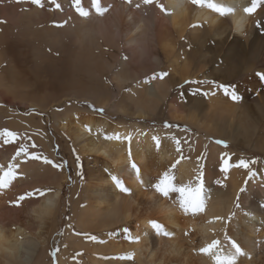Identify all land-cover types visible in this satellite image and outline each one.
Masks as SVG:
<instances>
[{
  "label": "bare ground",
  "instance_id": "1",
  "mask_svg": "<svg viewBox=\"0 0 264 264\" xmlns=\"http://www.w3.org/2000/svg\"><path fill=\"white\" fill-rule=\"evenodd\" d=\"M52 2L40 0V4H35L28 0L25 3L33 4L34 7L26 13L15 7L9 10L0 7V10L15 17V21L19 22L16 27H23L24 36L41 39L42 42L50 40L52 47L60 45L61 37H65L78 45L81 53L89 52L88 61L94 69L118 66L113 73V80L122 99L118 100L115 96L108 98L102 93L98 95L97 104L104 108L117 105L130 108L136 118L157 111L177 83L193 80L192 75H181L179 71L180 63L176 60L175 44L172 42L177 36H185L190 41L194 55H205L203 48L211 46L207 48L211 51L205 57L206 64L193 74L196 82L204 77L215 76L214 72L207 71L208 63L215 67L216 62L224 64L216 55H211L212 51L223 52L226 60L235 61L228 71L221 73V76L226 74L232 78L239 73V64L251 53L260 55L264 50V38L260 36V31L264 29V5L258 6L251 15L243 11L245 7L251 6L252 0H215L218 4L233 8L232 14L224 16L193 4L191 0H153L152 4H145L143 0H98L100 8L107 9L103 14L97 12L93 0H80L81 8L88 13L87 16H81L73 0H55L54 4L59 3V7H56V10L60 9L58 14L65 13L69 21L63 30L41 25L58 15L52 9ZM1 4H4L2 0ZM157 5H161L163 10ZM113 7L120 11L111 14ZM32 17L38 20V26H42L41 32L38 26L34 29L24 28L31 24ZM25 18L27 20L23 22ZM115 28L120 37L119 43L114 40ZM106 48L110 49L108 53L105 52ZM120 56L122 58L118 60ZM163 56L169 58L172 71L159 70ZM3 62L0 55V66ZM130 64L139 65L140 73L134 79L123 73ZM184 64L189 68V63ZM147 67L157 73L141 76ZM241 85L238 88L242 92L235 90L238 100L231 99L222 90L214 95L210 86L207 88V99L199 90L189 92L192 103L199 106L206 99L204 102L215 113H208L206 122L199 120L193 112L186 113L179 108L178 105L185 102L178 96L174 98L177 102L170 104L169 111L174 109L182 118L195 123L208 134L233 136L241 142H251L255 138V147L264 152V87L258 82ZM252 96L256 103L249 107L246 104ZM11 124L33 135L49 152L47 158L52 163L42 161L38 164L24 154L4 159L5 163H12L15 168L11 182L7 187L0 188V264H47L45 258L49 238L55 227V217L67 177L55 171V158L50 153L47 137L37 130L34 122L16 118ZM58 125L67 133L64 136L69 138L71 147L80 149L79 154L71 150L73 163L76 161L78 164L83 159L81 155L101 157L104 170L108 172L106 175L102 173L101 176L105 177H98L96 182H85L83 176L79 177L74 192L77 198L72 205L77 228L86 233L108 234H104L103 240L94 244L70 232L64 250L66 255L59 259L60 264H71L70 255L73 253L80 254L77 264H215L214 254H204L200 249L216 240L220 243L215 251L222 255L234 252L230 250L231 243L226 244L222 239L227 232V225L224 227L223 224L228 223L230 241L236 242L244 252L237 258L236 264H264V202L257 200L253 205L250 203L254 193L264 194L262 173H259L262 167L257 172L260 178L250 180L241 206L229 222L226 219L231 213L233 202L219 198L222 188L212 193L211 187L207 186L204 211L195 215L185 214L179 202H167V199L161 198L154 184L162 178L163 167L166 164L171 166L174 161L176 169L173 184L180 186L193 182L194 171L198 170L194 158L200 150L194 138L183 136L179 139L172 133L160 137L161 147L159 145L158 149H162V154L160 161H155L157 166L153 170L159 176L152 178L154 135L147 126L139 127L136 124L135 128L121 129L112 124L107 116L83 119L78 112L68 115ZM114 134H119L120 139H105V136ZM129 134L131 141L125 139ZM182 143L192 154L191 159L182 158ZM215 152L221 158V151ZM132 163L137 165L139 175L131 168ZM246 171L245 168L236 167L229 178L234 190V201L245 182ZM4 173L0 167V179H7ZM113 176L121 180L129 191L121 192L113 182ZM40 180L53 188L41 197L42 201L28 205L24 199H19ZM169 196L176 197L178 201L180 199L178 192L170 193ZM3 199L14 200L7 206L2 204ZM222 219L225 220L223 223ZM151 222L160 224L163 230L157 233ZM122 232L127 234L123 240L118 236ZM129 256L130 259L124 258Z\"/></svg>",
  "mask_w": 264,
  "mask_h": 264
},
{
  "label": "rangeland",
  "instance_id": "2",
  "mask_svg": "<svg viewBox=\"0 0 264 264\" xmlns=\"http://www.w3.org/2000/svg\"><path fill=\"white\" fill-rule=\"evenodd\" d=\"M47 1L52 2V0ZM2 2L4 4H1L0 7L5 10L15 7L24 13L32 10L34 7L33 4L28 5L25 3L28 0H8L7 2L2 0ZM52 4V9L56 10L59 3L54 4L52 2ZM112 5L115 7L114 2ZM58 11L60 9L56 10L55 13L58 14ZM119 11L120 9L114 8L111 14ZM8 13L0 10V55L4 60L0 66V133L7 130L16 133V137L9 141L7 138L0 136V167L3 172L8 171L12 163H5L4 159L11 158L12 155L16 158L24 154L21 152L17 155L21 145H26L30 154L41 157V159L35 160V163L38 164H41L43 161L42 158L47 157L49 154L33 135L11 124L12 121L19 118L20 120H31L36 124L37 130H40L42 134L46 135L50 146V153L55 158V165H61L60 168L55 167V171L65 174L67 177L63 185L61 200L55 217V227L49 238V249L46 252L45 263L60 264L59 259L66 255L64 250L67 248V238L70 232L78 238H85L94 244L102 241L104 234H108L92 231L86 233L80 230L76 226L75 216L72 213V205L77 198L74 196L77 179L83 176L85 182H96L98 177H105L101 176L102 173L104 175L108 173L104 170V163L101 157L88 156V154L81 155L83 159L78 164H76V161L73 163L71 150L79 154L80 149L79 147H71L69 138L64 136L67 133L58 124L63 122L68 115L72 116L74 112H78L83 119L88 117L96 119L99 116H107L112 124L117 125L121 129L124 127L135 128L136 124H139V127L144 125L149 128L148 130L154 137L158 138L167 133H172L176 136L175 138L179 139L183 136L186 138L187 136L194 138L200 150L199 154L194 158V161L198 165V170L194 171L192 184H196L197 177L201 176L205 189L204 194L208 192L207 186L211 187L212 193L216 190L219 191L221 188L223 189L219 198H226L229 202H233L231 213L226 219L227 222L236 216L245 192L239 191V194L235 197V201L232 199L234 190L231 188V179L229 178L236 168L234 166L236 163L241 159L245 161H256L255 164L249 165L255 175L250 178L249 172L246 171L245 182L241 188L246 189L252 178H260L259 173H262L263 179L261 183L264 187V152L255 147L253 142L256 140L255 138L251 142H241L233 136L221 137L211 133L208 134L195 123L182 118L174 109L169 111V108H171L170 104L177 102L174 98L178 96L181 101L183 100L186 103L178 105L179 108H182L186 113L193 112V115L199 120L206 122L207 114L213 112L210 110V106L204 102L209 95V90H207L209 86L213 90L214 95H216L218 90L224 92L223 88L215 87L217 84L223 86L231 85L234 91L237 89L239 93L242 92L238 88V85L241 84V86L253 85L254 82H258L264 87V80H261L257 75L258 73H264V50L260 55L251 53L246 60L242 61V64H239V73L232 78H229L226 74L225 76H221V73L222 71L223 73L226 70L228 71L235 61L226 60L225 53L223 52L215 53L212 51L211 55H216L217 58L224 61V64L216 62L217 67H215L212 63H208L207 71L210 73L214 72L215 76L204 77L198 82L208 81L211 83L193 84V81H197L193 74H196L197 68L201 70L206 64L205 57L211 51L207 48L211 46L203 48L205 55L201 53L194 55V47L190 44V41L185 36L181 38L177 36L176 39H172V42L175 44L174 53L176 60L180 63L179 71L181 75H192L191 79L193 80H187L183 84L177 83L172 90L173 92H171L167 100L164 101L163 105L157 111L154 110L155 112L151 115H143L140 116L141 118H136L133 115V110L130 108H124L121 105L104 108L97 104L98 95L102 93L108 98L115 96L118 100L122 99L119 89L113 80V73L117 70L118 66L113 68L103 66L94 69L88 61L89 52L81 53L79 51L80 47L65 37H61L60 45L52 47L50 46V40H44L42 42L41 39L24 36L22 34L23 27H16L19 22L15 21V17L12 14ZM165 16H168V14ZM26 20L27 18L23 22ZM43 24L63 30L69 24V21L65 13H63L41 23V25ZM36 26H38V20L32 17L31 24L27 27L24 26V28L34 29ZM41 27L38 26L40 32ZM114 31H116L114 40L116 43H119L120 37L117 35V29L115 28ZM260 32V36L264 38V29ZM109 51V48L105 49L106 53ZM155 52H158V50L155 49ZM238 55L243 56V54ZM121 58V56L118 57V60ZM185 62L189 63V68L185 67ZM170 65L169 58L163 56L159 70L172 71ZM154 72H156L154 69L147 67L141 76L150 75ZM123 73L134 79L140 73L139 65L130 64L124 68ZM194 90L201 91L203 97L206 98L199 106L192 103L189 99L191 94L189 92ZM232 90V88L229 89L230 92ZM235 93L238 96L236 91ZM229 97L232 99L231 95ZM255 103V97L252 96L246 105L252 107ZM214 107L216 108V106ZM101 109L103 111H100ZM70 119L73 121V117ZM217 141L223 143H217ZM155 144L156 142L153 141L155 153L153 154L151 168L152 178L159 176L153 170H156L157 166L155 165V161L158 163L162 154V149L159 150L157 144L156 146ZM159 145L161 147L160 139ZM180 148L183 150V159L192 158V154L186 150L185 144L182 143ZM216 150L221 151V158L217 156ZM225 160L230 165H233L229 167L227 172L221 171ZM259 167H262L263 170L257 173ZM163 169L164 173L169 172L172 176H175V161L171 166L166 164ZM150 187L152 188V186ZM52 190L53 188L49 184H46L45 181H37L33 189H27L24 192V202L30 205L34 201H42L41 197ZM237 197H239L238 200ZM161 198L167 199V202L175 201L178 203V199L173 196L164 197L162 195ZM13 200L3 199L2 204L8 206ZM257 200L264 202V194L254 193L250 200L251 205ZM237 204H239V207H237ZM224 221L222 219V223ZM226 225L227 232L222 239L228 244L230 242V225L229 223L223 224L224 227ZM118 236L123 240L127 234L126 232H122L118 233ZM226 236L228 239H225ZM92 237L96 239H92ZM230 250L234 251L232 247H230ZM71 255V264H77V257L80 254L76 255V253H73Z\"/></svg>",
  "mask_w": 264,
  "mask_h": 264
},
{
  "label": "snow or ice",
  "instance_id": "3",
  "mask_svg": "<svg viewBox=\"0 0 264 264\" xmlns=\"http://www.w3.org/2000/svg\"><path fill=\"white\" fill-rule=\"evenodd\" d=\"M33 2L36 4H40V0H33ZM53 2H55V0H53ZM143 2L145 4H152L153 0H143ZM191 2L193 4H196V5L201 6V7H207L209 9H211L212 11L219 13L222 16L232 14L234 11L233 8L222 5V4H218L215 2V0H191ZM73 4L77 8V11L79 12V14L81 16H87L88 15V13L85 12L83 10V8H81L80 0H73ZM93 4H94V6H96L97 12L99 14H103V12L107 10L104 8H100L98 0H93ZM260 5H264V0H252L251 6L245 7L243 9V11L245 13L251 15L252 13H254L256 11L257 7ZM157 6L161 7V9L163 10V7L161 5H157ZM57 7H59V5H57ZM162 75H166V74H162ZM257 75L259 76V78L261 80H264V73H258ZM192 83H211V82L193 81ZM215 87L223 88L224 93L226 95H231L233 100L239 99V97L236 95V93L234 91L233 86H231V85L223 86V85L217 84V85H215ZM230 88L233 89L231 92L229 91ZM205 95H207V93H205ZM100 111H103V110L101 109ZM166 126H170V125H166ZM0 136H3L5 138H7L9 141H11L13 138L16 137V133L4 130L2 133H0ZM105 139H108V140L120 139V135L114 134V135H110V136H105ZM125 139H128L129 141H131V134H129L127 137H125ZM153 140L156 142L157 147H159V138L153 137ZM217 143H223V142L217 141ZM225 146H226V144H225ZM33 147H35V145H33ZM21 152L24 153V155H26V156H30L31 159H34V160L41 159V157H39V156L30 154L28 151V147L26 145L20 146V149L17 152V155H19ZM129 158H131V153H129ZM42 159H43L44 163H46V164L52 163V161L48 160L47 157H43ZM78 161H79V158L77 157V162ZM255 163H256L255 160L245 161V160L241 159L234 166L238 167V168L247 169L249 172V177L251 178L252 176L255 175V173L252 172L249 165L255 164ZM54 166L57 168L61 167V165H59V164H56ZM232 166L233 165H230L229 162L227 160H225L224 166L221 168V171L227 172L229 167H232ZM14 168H15V165H10L8 168V171L6 173H4V176L7 177V179H0V188L7 187L8 184L11 182V179L13 178V175H14ZM131 168L137 172V175H139V169L137 168V165L135 163L131 164ZM174 179H175V177L172 176L169 172L163 173L162 178L159 179V181L154 184L155 190L158 193H160L161 195H163L164 197L169 196L170 193L178 192L180 194V199L178 201L179 206L185 214L192 213L193 215H195V214L203 212L205 209L206 197L204 196L205 189H204V184H203V180L201 179V176L197 177L196 184L189 183V184L180 185V186L173 184ZM112 180L121 192H128L129 191L123 185V182L121 180H119L117 177L113 176ZM245 190H246L245 188H241L240 192H244ZM23 198L24 197H20L19 199H23ZM238 199H239V197H237V200ZM237 207H239V204H237ZM217 219H221V218L218 217ZM151 223H152L153 229L156 230L157 233H159L163 230L162 226L160 224H158L156 222H151ZM165 234L169 235V233H165ZM92 239H96V238L92 237ZM225 239H228V237L226 236ZM219 243H220L219 241L214 240L211 244L200 249V251L204 254H209V255L214 254L213 258L215 260V264H236L237 258L241 255H244V252L242 251L241 247L234 241H230L231 247H232V249H234V252L227 254V255H222L220 252L215 251L218 248ZM124 258L130 259L131 257L129 256V257H124Z\"/></svg>",
  "mask_w": 264,
  "mask_h": 264
}]
</instances>
